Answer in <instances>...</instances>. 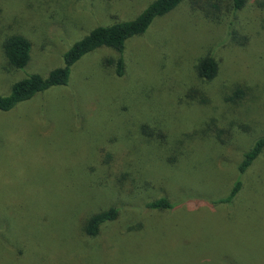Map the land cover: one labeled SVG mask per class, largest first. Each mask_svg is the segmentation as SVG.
I'll return each instance as SVG.
<instances>
[{"label":"rangeland","instance_id":"374dc122","mask_svg":"<svg viewBox=\"0 0 264 264\" xmlns=\"http://www.w3.org/2000/svg\"><path fill=\"white\" fill-rule=\"evenodd\" d=\"M154 1L0 0V95ZM12 35L33 45L22 70L3 51ZM208 54L220 73L202 81ZM124 56L121 78L103 64L119 54L98 49L68 86L0 112V264H264V154L242 179L238 171L264 136V0L237 13L232 0H186ZM237 87L246 93L235 105ZM143 124L162 125L167 142L144 137ZM123 166L119 182L101 178ZM237 180L236 199L218 203ZM162 197L173 210L146 207ZM112 206L118 221L87 236L88 218Z\"/></svg>","mask_w":264,"mask_h":264},{"label":"trees","instance_id":"16d2710c","mask_svg":"<svg viewBox=\"0 0 264 264\" xmlns=\"http://www.w3.org/2000/svg\"><path fill=\"white\" fill-rule=\"evenodd\" d=\"M184 1L186 0H156L133 20L96 27L86 37L75 43L73 47L64 53L63 65L51 70L47 76L39 74L30 75L24 80L15 83L10 95H0V112H9L15 109L19 104L29 102L52 88L68 86L73 66L85 55L98 49L109 48L119 54L118 58H105L103 64L107 68H113L116 77H123L126 72L124 52L127 43L133 38L145 35L157 19L167 16ZM250 1L251 0H232L233 12L237 13L243 10ZM32 46V42L25 36L12 35L7 37L3 43V51L7 64L14 70L26 68L32 57ZM197 71L202 81H212L219 76L220 63L214 55L208 54L199 60ZM245 93L244 88L237 87L233 95L227 98V101L238 105L244 99ZM141 126V134L144 137H151L162 144L167 142L166 140L168 138L165 133L167 131L162 125L160 127H153L149 124H143ZM210 128L211 126L207 129ZM223 132V129H216L218 139ZM203 135L202 133V136ZM263 154L264 136L257 138L252 147L243 155V160L238 166L241 179ZM124 166L118 173H116V171L112 172V168H110L106 172L105 177L102 175L101 178L104 180L116 181V183L119 182L118 179L121 176ZM243 188V181L237 180L230 194L217 202L227 204L233 201ZM146 207L151 211L165 212L171 209L173 210L175 204L168 198L162 197L149 202ZM119 217L120 209L116 206L98 211L88 218L84 227L85 234L90 238H96L100 235L101 229L104 226L117 222Z\"/></svg>","mask_w":264,"mask_h":264}]
</instances>
